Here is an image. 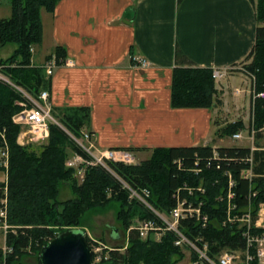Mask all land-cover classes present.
Listing matches in <instances>:
<instances>
[{"label":"trees","instance_id":"1","mask_svg":"<svg viewBox=\"0 0 264 264\" xmlns=\"http://www.w3.org/2000/svg\"><path fill=\"white\" fill-rule=\"evenodd\" d=\"M177 1L180 3L181 0ZM56 2L10 0L11 15L0 19V45L16 44L12 54L0 65H4V73L9 79L34 97L47 88L48 80L42 66L31 65L30 49L42 40L41 9L51 11ZM251 2L257 22L255 42L239 64L254 75L255 90L259 93L264 92V0ZM54 54L57 63L64 59L61 48H56ZM179 54L182 52L177 48V58ZM215 93L211 68L192 64L174 68L171 106L217 105ZM21 100L25 99L0 80V131H3L9 151L5 168L7 179L0 182V207L1 200L6 197V223L9 226L5 235L7 250H0V264H40L38 253L45 243L66 229L82 226L83 216L112 201L118 204L117 218L124 228L128 227L133 215L150 217L138 200L129 198V191L104 166L84 167L79 182L73 176L74 170L65 165L68 148L87 157L69 135L81 136L82 131L92 133L85 129L86 108L51 109L59 124L49 122L47 141L36 150L17 142L20 125L15 124L12 117L21 109L16 103ZM251 122L255 129L264 123V97L255 99ZM243 128L241 121H234L226 123L217 133L221 137L230 136ZM256 137L260 138L261 133H256ZM256 146L253 150L249 146L236 145L155 147L150 150V156L138 164L108 162V167L131 188L147 189L149 201L161 211L167 212L174 207L178 195L186 197L199 209V214L184 217L178 227L187 239H201L197 242L200 248L206 243L207 253L216 259L224 249L246 248L242 234L244 226L238 221H227L228 173L233 180L231 190L234 194L230 198L233 207L229 209L232 217L248 211L254 221L258 204L264 202V149ZM249 156L253 159L254 174L250 180L241 176V171L249 167L246 161ZM192 169L200 171L195 173ZM60 185L68 187L70 197H59ZM199 186L202 191L197 190ZM187 187L193 188L190 195ZM250 192H256L251 197V204L248 203ZM203 217H206L205 221ZM128 233L126 252H120V245H114L103 264H176L183 257L182 249L173 243L175 236L171 232H165L159 241L143 240L135 230ZM251 233L264 234V228L253 227ZM251 252H254L253 247ZM196 255H192L193 262L198 259Z\"/></svg>","mask_w":264,"mask_h":264},{"label":"crops","instance_id":"2","mask_svg":"<svg viewBox=\"0 0 264 264\" xmlns=\"http://www.w3.org/2000/svg\"><path fill=\"white\" fill-rule=\"evenodd\" d=\"M10 15V0H0V19ZM40 17L42 40L32 48L31 65L62 49L71 64L45 74L47 101L54 111L86 108L85 129L98 148L147 154L155 147L221 146L214 140L227 121L215 115L229 105L236 113L247 107L231 91L242 74L235 70L215 81L217 105L173 107L170 97L174 68H227L244 60L257 26L251 0H57ZM6 45L0 62L16 48ZM134 58L147 64L136 66ZM247 108L252 116L250 99Z\"/></svg>","mask_w":264,"mask_h":264},{"label":"built area","instance_id":"3","mask_svg":"<svg viewBox=\"0 0 264 264\" xmlns=\"http://www.w3.org/2000/svg\"><path fill=\"white\" fill-rule=\"evenodd\" d=\"M134 65L136 66H145L147 61L143 58H134ZM70 65V60H58L55 55H52L48 58L44 64V70L47 75H51L54 68L58 65ZM3 65H0V67ZM237 69L242 73L250 76L252 82L250 86L249 94L251 96L252 106L254 105L256 98H263L264 92H256L254 86V75L249 73V71L241 64L227 67V68H212V77L215 80H220L227 73L232 70ZM0 78L4 79L10 85L21 89L19 85L12 83L10 80H7L0 74ZM238 91V90H236ZM29 100V106H26L27 102H23L25 106L18 113L14 114L12 117V121L15 124H18L24 128L22 132L19 134L20 144H28L29 142H40L48 137L49 134V122L59 124L53 114L51 113V107L48 103V91L42 90L36 97L31 96L29 93L22 92ZM264 133V123L258 129H255L251 124L247 138L251 139V142L255 139L256 133ZM233 139H243V133L239 130L231 135ZM81 139V140H80ZM78 139L74 137V140L78 144V146L86 153L87 157H83L81 155L75 154V160L81 163L84 167L92 166V165H102L104 167H108V162H119L123 164H132L134 160V156L131 152L125 149L119 148H98L93 140V134L87 131H82L81 138ZM0 141L2 143L0 147V167L2 170L3 179L6 178L5 168L8 165V146L6 144V139L4 137L3 131H0ZM257 147L251 145V149H255ZM264 149V146L261 147ZM214 155H216L214 153ZM246 161L249 163V167L245 170L241 171V176L246 179H251L253 177V159L251 156L246 158ZM84 171L85 168L80 167ZM109 168V167H108ZM79 170V171H80ZM111 170V169H110ZM195 173L199 172V169H192ZM111 173L122 183V186L129 191V198H135L142 205L151 208L152 211H156L150 205V201L148 199L149 191L147 189H141L140 191L134 188H131L125 181H123L115 172L111 170ZM233 185V180L231 175L228 173V190H227V201H228V212H227V221H238L243 226L242 234L246 239V248L244 250H228L224 249L220 252V254L215 258L211 257L207 253V247L204 249L196 248L187 237L181 232L179 229V221L186 216H192L193 213L199 214L198 208L191 204L190 201L186 197H181L180 195L176 198V205L172 207L170 210L164 213L154 212L155 217L138 220L136 221V225L128 228V232L131 230H135L137 234L141 238H145L152 233L157 235H164L165 232H171L174 234V244L176 246L183 245H192L197 252L199 253V260L196 264H264V234H252L251 229L253 227L264 228V202L258 204V211L256 213V218L253 221L250 212L242 213L240 216L232 217L229 214V209L232 208V204L230 203V198L233 196V191L231 187ZM188 190L189 195L192 192L193 188H186ZM197 190L202 191L203 189L199 186ZM178 193V192H177ZM256 192H250L248 196V203L251 204V197L254 196ZM6 199L2 200V207L0 209V224L5 235L8 231V225L6 223ZM206 219V217H203ZM95 243H90V249L92 254V263L93 264H103L104 260H106L108 256L109 250L113 249V246H109L108 244H103L98 241L93 240ZM253 247L254 252H251V248ZM120 249V248H119ZM7 248L5 246L2 247V252H6Z\"/></svg>","mask_w":264,"mask_h":264},{"label":"rangeland","instance_id":"4","mask_svg":"<svg viewBox=\"0 0 264 264\" xmlns=\"http://www.w3.org/2000/svg\"><path fill=\"white\" fill-rule=\"evenodd\" d=\"M13 45H15V44L10 43V44L6 45V47L7 46H13ZM3 67H4V65L0 67V74L3 75V77L5 79L10 80L12 83H14L11 79H9V76L4 73ZM235 71L237 72L239 70H235ZM241 75H243V74H241ZM241 75L235 76V80L232 81L231 91L234 90L232 92L235 93L237 98L238 97H240V98L245 97L243 99V103H246V106L248 107L249 99L251 101V96L249 95V91H250V86H251L250 81L252 82V80H251L250 76H248L247 74L246 75L244 74V76L246 77V79L248 81L247 82L244 79H242ZM225 77L226 76H224L222 79H220V82H225L226 81ZM0 80L7 83V81H5L4 79L0 78ZM7 84H9V83H7ZM9 86H11L20 96H22L25 99V100H21V101H16V103L21 107V109H23L25 107L23 105V102H27V104H25L26 106L30 105L29 100L24 95V93H22L23 91L25 93H28L25 90L26 88L24 89L23 87L20 86L21 89H18V88L14 87L10 84H9ZM245 89H246V91H245ZM236 90H238V91H236ZM247 107H245V106L243 107L244 108L243 112L236 113V111L232 109V106L229 105V107L226 106L227 110H225V111L220 110L215 115V118H217V121H219V122H226L227 121V123H228L232 119H242V120L244 119L246 127L244 124V128L241 129V132L243 133V139H239V140L233 139L230 135V136H223L219 140L218 139L219 137L217 136L215 138L214 142L215 141L218 142V144L221 146H232V145H240V146L241 145H246V146H251V145L261 146L262 145V146H264V133L263 134L261 133V137H260L261 139L260 138L258 139V143H256L257 141L255 139L253 140V142H251V139L247 138V129H249V126L251 123V112H250V109ZM23 130H24V128L22 126H20L19 133L22 132ZM69 135L74 140L75 135H73L71 133ZM77 138L80 139L81 136H77ZM46 141H47V138L44 139L43 141H40V142H29L28 144H21V145L32 146L34 149L39 150L40 146L42 144L46 143ZM17 142H18V139H17ZM6 144H7V141H6ZM7 146H8V144H7ZM136 151L137 150H134V152L132 153V155L134 156V160H133L132 165L138 164L140 161H142V160H144L150 156V152H148L147 154H139ZM67 153H68V156L66 158L65 165L68 167H71L74 170L73 176H75L79 180V182H81L84 171L81 173L82 170H80L81 169L80 167L84 168V166L75 160V153L72 152L69 148L67 149ZM105 168L111 173V170L108 167H105ZM2 178H3V175H2V170L0 167V181ZM70 196H71V194H70L68 187L60 185L59 197L62 199H65V198H68ZM3 199H6V197H4ZM1 204H2V200H1ZM150 205L153 209L156 210L154 212H158V211L160 213L165 212V211H161L160 209L155 208L154 205L151 203V201H150ZM142 207H143V210H145L147 213L150 214L149 215L150 217H141L142 215H138V214L133 215L129 219V225L127 228H124L122 223L120 222V220L117 218L118 204L114 201L110 202L105 207L93 209L92 211H90V213L88 215L83 216V219H84L83 225L79 226V228H82L84 230L86 239L88 238L87 242L89 245H90V243H95L93 241V240H95V241H98V242L103 243V244H108L109 246L120 245V250H121L120 252H123V251L126 252V249L129 246L128 228L136 225V221H138V220H144V219H149V218L152 219L155 217L154 216L155 213L152 211L151 208H148L145 205H142ZM1 208H3V207H0V209ZM5 210H6V206H5ZM203 221H205V220H203ZM113 236H116V237H113ZM162 236L163 235H157L155 233H152L145 238H141L138 235V237H140L143 240L150 238L151 240H154V241H159ZM200 240L201 239L197 238L195 241L189 240V242H191L195 247H199L197 242H200ZM3 241H4V235H3V231L1 228V224H0V250H2V246H4ZM173 243H174V241H173ZM204 247H207L206 243H203L202 248L204 249ZM180 248L183 251L182 252L183 257L176 264H193L192 255L197 254L194 247L192 245L188 244V245H183ZM30 254L32 255V253H30ZM196 256H198V254ZM198 260L199 259H197V261Z\"/></svg>","mask_w":264,"mask_h":264},{"label":"water","instance_id":"5","mask_svg":"<svg viewBox=\"0 0 264 264\" xmlns=\"http://www.w3.org/2000/svg\"><path fill=\"white\" fill-rule=\"evenodd\" d=\"M38 261L40 264H93L91 250L80 228L66 229L50 239L41 247Z\"/></svg>","mask_w":264,"mask_h":264},{"label":"bare ground","instance_id":"6","mask_svg":"<svg viewBox=\"0 0 264 264\" xmlns=\"http://www.w3.org/2000/svg\"><path fill=\"white\" fill-rule=\"evenodd\" d=\"M199 210V209H198ZM203 220H206V219H203ZM196 248H198V249H200L199 247H196ZM195 249V248H194ZM201 249H203V248H201ZM196 250V249H195ZM196 252H197V250H196ZM197 254H198V259H199V253L197 252ZM198 262V261H197Z\"/></svg>","mask_w":264,"mask_h":264}]
</instances>
